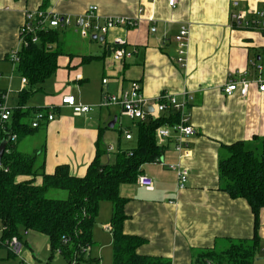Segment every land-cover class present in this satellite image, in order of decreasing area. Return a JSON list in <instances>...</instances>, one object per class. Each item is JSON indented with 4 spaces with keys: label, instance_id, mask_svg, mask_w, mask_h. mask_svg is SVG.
<instances>
[{
    "label": "crops",
    "instance_id": "obj_1",
    "mask_svg": "<svg viewBox=\"0 0 264 264\" xmlns=\"http://www.w3.org/2000/svg\"><path fill=\"white\" fill-rule=\"evenodd\" d=\"M168 1L0 0V94H8V106L14 110L22 107L32 113L45 108L56 113L54 121L43 123L20 140L32 139L30 154L26 149L20 151L36 157V168L47 175L67 165L71 175L79 178L86 176L98 150L100 161L112 164L118 153L137 147L139 122L126 117L119 106L98 108L105 94L130 91L132 83L138 82L151 102L162 93L178 101L190 95L188 110L196 133L188 139V155L182 157L174 141H166L161 162L141 168L142 174L153 179L154 189L149 191L138 182L122 186L121 195L128 200L123 230L146 240L138 249L141 256L170 264H202L208 255H222L233 244L255 237V215L245 199H233L223 190L219 164L226 146L251 142L255 137L264 139V92L257 83V79L264 81V34L259 29H235L231 22L237 13L264 17V0H179L175 8ZM92 6L98 7L101 20L128 18L138 23L134 28H114L107 36L90 38H83L75 26L57 29L59 40L52 46L60 53L55 73L41 84L32 86L28 81L23 85L26 77L9 55L21 47L25 14L42 10L75 19ZM182 27L189 30L185 67L177 61L175 40ZM115 38L124 39L128 49L136 51L133 58L122 63L113 60ZM104 79H108L106 85ZM243 79L252 84L246 98L238 93L225 95V85ZM25 91L31 94L21 97ZM68 95L94 110L75 115L62 104ZM125 118L131 122L124 124ZM25 123L31 128L30 117ZM126 132L132 139L125 138ZM179 165L189 171L184 189L179 188L178 171L172 168ZM25 179L29 177L19 181ZM41 181L38 177L37 183ZM113 214V204L102 202L92 237V248L105 244L94 255L103 260L105 249H111L112 264ZM22 234L27 250L22 262L37 264L46 245L50 247L49 239L34 231ZM258 236L261 252L257 264H264V209L259 215Z\"/></svg>",
    "mask_w": 264,
    "mask_h": 264
},
{
    "label": "trees",
    "instance_id": "obj_2",
    "mask_svg": "<svg viewBox=\"0 0 264 264\" xmlns=\"http://www.w3.org/2000/svg\"><path fill=\"white\" fill-rule=\"evenodd\" d=\"M59 34L57 29L41 33L38 44L28 45L20 52L19 69L30 85L41 84L55 73L60 53L52 46L57 44ZM30 92H23L21 97L26 98ZM29 117L30 110L22 107L14 112L13 126L18 142L33 131L25 123ZM177 121L178 113L169 111L159 120L138 123L135 149L118 153L112 164H103L98 150L82 178L72 176L67 165L58 166L53 174L47 175L42 168H36V157L17 150L18 142L10 146L11 151L4 155L0 168V223L4 227L0 247L8 248L6 243L12 237L23 242L22 233L34 231L46 235L52 255L60 250L68 264L73 255L75 264H97L83 250L92 248L100 205L108 201L114 206L113 264H170L160 258L139 255L138 249L146 240L124 233L128 200L121 195V188L136 184L145 164L161 162L165 149L158 144L156 131ZM225 150L227 153L219 164L223 190L233 199L248 202L256 219L255 237L233 244L222 255H208L202 264H257L261 252L259 215L264 209V139L255 137L251 142H237ZM24 177L29 179L19 181ZM38 177L42 180L40 184Z\"/></svg>",
    "mask_w": 264,
    "mask_h": 264
},
{
    "label": "built area",
    "instance_id": "obj_3",
    "mask_svg": "<svg viewBox=\"0 0 264 264\" xmlns=\"http://www.w3.org/2000/svg\"><path fill=\"white\" fill-rule=\"evenodd\" d=\"M169 6L175 8L179 0H169ZM98 7L92 6L88 9L86 15L71 18L62 16L50 11H34L25 14V24L20 30V44L21 47L12 50L9 55L10 61L15 67L20 63V52L28 45L38 44L40 42V34L46 33L51 29H67L75 26L80 30L83 38H90L95 35L107 36L114 28H134L138 21L128 18H108L101 20L97 15ZM103 21V22H102ZM232 27L235 29H259L264 34V17L257 13L255 17L248 18L244 13L233 14L231 18ZM155 31V29H153ZM189 30L187 27H182L179 34L175 37L177 43L178 63L186 66L187 53V39ZM112 58L117 63H122L128 59L133 58L135 50H129L128 44L124 39L115 38L112 41ZM51 48V46H49ZM261 70V67H258ZM23 85H28V80L23 79ZM104 85L108 83V79L103 80ZM259 84V91L264 92V81L257 79ZM249 80L243 79L240 81H232L224 86L223 92L226 96H232L238 93L241 97L246 98L249 95L251 86ZM191 96L185 94L183 101H178L173 95L162 93L155 102L149 101L143 94L142 88L138 82H133L130 91L122 92L119 95L105 94L102 102L98 108H108L111 106H119L124 115L132 121L139 123H146L149 121H156L161 119L163 114L169 111L178 113V121L173 125H164L157 129L156 138L158 144L164 146V143L173 140L176 150L183 157L187 154L188 139L195 135L196 130L190 122L189 102ZM62 104L71 108L73 113L77 116L89 114L94 110L93 106L79 104L76 98L68 95L62 99ZM15 110L8 106V94H0V144L7 141V148L5 154L10 153V146L18 142V134L14 131L13 115ZM56 119V113L49 109H36L31 113V128L38 129L43 123H50ZM127 140L132 139L129 132L125 133ZM160 142V143H159ZM4 154V155H5ZM188 155V154H187ZM2 166H0L1 168ZM178 171V185L180 189H184L189 181V171L187 168L179 165L172 167ZM138 185L152 191L154 189V181L146 174H141L138 177ZM4 230V227H3ZM65 244L68 241H64ZM9 250L18 255L21 254L24 243L18 237H12L7 241ZM57 252L60 253V250ZM84 255L90 256V249L83 250ZM76 256L73 255L71 264L76 263ZM99 264V263H97Z\"/></svg>",
    "mask_w": 264,
    "mask_h": 264
},
{
    "label": "rangeland",
    "instance_id": "obj_4",
    "mask_svg": "<svg viewBox=\"0 0 264 264\" xmlns=\"http://www.w3.org/2000/svg\"><path fill=\"white\" fill-rule=\"evenodd\" d=\"M11 102H16V100L15 99H11ZM43 110H45V108ZM123 121H124V124L126 122H131L127 118H125ZM30 143H32V139H30V137H27V138L23 139L22 141L18 142L17 150L20 151L22 149V151H23V149L24 150L26 149L27 153L30 154V152H31L30 151V148H31L30 147L31 146ZM61 196H65V194H61ZM3 231H4L3 230V226L0 223V243H1L2 239H3ZM104 238H106V237H104ZM103 245H105V244H102L100 246H95V249L91 248L90 257L96 263L98 261H100L102 264H112V251H111V249H105L104 253L102 254V259L103 260H101L99 258V256L98 257L95 256L94 253H93V251H95V252L97 251V248L100 250V248ZM26 252H27V250H26L25 247L23 248V250H22L20 255L11 252L9 250V248H7L5 246L0 247V264H27V263H23L22 262ZM38 258H39V260L36 262L37 264H68V261L66 260V258L62 254H60L59 252L56 251L52 255V252L50 250V247L48 248V245H46V247L43 249V251L41 252V254L39 255Z\"/></svg>",
    "mask_w": 264,
    "mask_h": 264
},
{
    "label": "water",
    "instance_id": "obj_5",
    "mask_svg": "<svg viewBox=\"0 0 264 264\" xmlns=\"http://www.w3.org/2000/svg\"><path fill=\"white\" fill-rule=\"evenodd\" d=\"M94 38H97V37H94ZM115 122L116 121H114L113 123H111L110 127H113L115 125ZM6 148H7V141H3L0 144V166H2V160H3L4 154H5Z\"/></svg>",
    "mask_w": 264,
    "mask_h": 264
}]
</instances>
